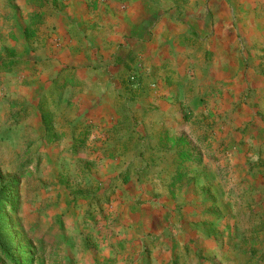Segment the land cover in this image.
<instances>
[{
	"label": "crops",
	"instance_id": "0c3cea01",
	"mask_svg": "<svg viewBox=\"0 0 264 264\" xmlns=\"http://www.w3.org/2000/svg\"><path fill=\"white\" fill-rule=\"evenodd\" d=\"M99 10L57 78L67 79L64 105L82 112L66 127L98 120L109 172L129 176L114 184L130 193L129 216L162 224L232 209L234 169L243 187L262 189L264 222V0H106ZM224 147L229 157L215 161ZM188 149L192 167L172 184Z\"/></svg>",
	"mask_w": 264,
	"mask_h": 264
},
{
	"label": "rangeland",
	"instance_id": "374dc122",
	"mask_svg": "<svg viewBox=\"0 0 264 264\" xmlns=\"http://www.w3.org/2000/svg\"><path fill=\"white\" fill-rule=\"evenodd\" d=\"M104 1L0 0V62H22L0 70V189L8 190L17 246L14 260L0 256V264H264L262 189L243 187L237 170L232 209L203 206L200 216L175 222H135L123 202L130 193L114 188L129 176L109 172L98 120L66 127L82 112L64 105L66 77L57 76L67 70L73 37L84 43L83 34L95 32L92 20H103ZM229 151L218 149L213 159L225 162Z\"/></svg>",
	"mask_w": 264,
	"mask_h": 264
},
{
	"label": "trees",
	"instance_id": "16d2710c",
	"mask_svg": "<svg viewBox=\"0 0 264 264\" xmlns=\"http://www.w3.org/2000/svg\"><path fill=\"white\" fill-rule=\"evenodd\" d=\"M35 1V0H31ZM55 4L59 3L58 0H52ZM43 19L42 17H35L34 22L36 24L42 23ZM22 63L21 60H18L16 58H10L9 60H2L0 64L2 65L0 70H12L15 67H19V64ZM58 81V79H56ZM67 84V79L65 82L62 83L63 87ZM44 120L48 123L49 114H44ZM48 127H50L48 123ZM191 150H184L180 153L181 160L178 164V170L177 173L173 176L172 184H175L179 181H181L186 173V171L192 167L191 163L186 162V160L191 159L190 155ZM192 160V159H191ZM256 165H259L257 162ZM9 198L8 190H6V186H2L0 189V256H3L9 260H14L15 257V251H16V243L14 240V234L11 231V227L8 223V217L5 213V203H7ZM1 261V258H0Z\"/></svg>",
	"mask_w": 264,
	"mask_h": 264
},
{
	"label": "built area",
	"instance_id": "2783aa9c",
	"mask_svg": "<svg viewBox=\"0 0 264 264\" xmlns=\"http://www.w3.org/2000/svg\"><path fill=\"white\" fill-rule=\"evenodd\" d=\"M136 79H137V75H136V74H132V75H131V80L136 81Z\"/></svg>",
	"mask_w": 264,
	"mask_h": 264
}]
</instances>
